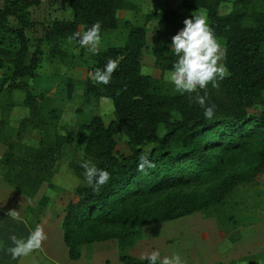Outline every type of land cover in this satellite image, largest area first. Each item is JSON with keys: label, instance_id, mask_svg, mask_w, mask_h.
<instances>
[{"label": "trees", "instance_id": "1", "mask_svg": "<svg viewBox=\"0 0 264 264\" xmlns=\"http://www.w3.org/2000/svg\"><path fill=\"white\" fill-rule=\"evenodd\" d=\"M64 2L70 17L43 22L41 36L29 49L24 29L33 20L28 16V7L38 0H0V96L21 89V102L27 107L26 115L18 119L13 133L4 132L6 118H0V141L4 144L0 176L26 199L34 195L41 182L51 185L53 163L62 155L63 145L70 137L56 130L59 110L39 93L28 89L22 79L35 74L38 41L49 42L48 53L64 58L63 42L73 33L87 30L97 21L101 24V33L115 28L119 19L117 9L136 8L128 0ZM179 3L187 9L202 8L216 37L222 39L226 52L223 63L229 74L218 81V88L209 84L206 89L205 106L215 105L214 116L204 117V108L194 99L196 93L164 90L158 78L141 71L145 24L123 19L127 29L125 39L91 54L88 68L91 73L97 68L103 69L109 58H119V67L111 82L98 84L90 75L81 79L65 78L68 94L74 84H79L84 101L90 103L98 96H106L112 104L110 119L104 121L101 115L93 114L76 129L85 131L84 157L72 167L81 175L83 183L75 186L73 198L65 202L60 220L61 239L69 258L78 255L80 243L96 236L107 237L114 232L113 227H117L114 234H137L138 227L145 223L171 219L208 202L219 201L229 183L239 176L223 180L213 193L180 200L152 214L139 215L134 210V198L138 195L216 171L222 151L245 152L253 161L254 170L264 165V0H231L230 9L224 13L218 11L219 0H179ZM9 16L16 19L15 25L9 23ZM143 17L144 20L159 18L168 25L155 31V43L150 49L155 67L160 71L172 70L177 57L170 48L171 38L184 27V20H180L177 10L169 7L146 11ZM204 92L199 90L200 95ZM28 127L39 131L35 144L22 139ZM256 132L263 139L257 146L246 148V139ZM118 134L123 136L126 151L116 148ZM146 143L151 145L144 153L142 145ZM144 154L155 167L140 171L137 166ZM84 161H91L111 174L99 192L87 185L85 170L81 167ZM40 201L46 202L44 195ZM84 219L105 225V231L89 229L84 235L76 234L77 224ZM135 224L137 228L129 232ZM118 258L127 264H149L147 259L129 253H120Z\"/></svg>", "mask_w": 264, "mask_h": 264}, {"label": "rangeland", "instance_id": "2", "mask_svg": "<svg viewBox=\"0 0 264 264\" xmlns=\"http://www.w3.org/2000/svg\"><path fill=\"white\" fill-rule=\"evenodd\" d=\"M128 1L134 2L136 8L117 9L118 24L115 28L101 33L99 48L108 44H120L125 39L127 29L122 24L123 19L131 23H144L146 45L142 48L140 69L158 78L164 90H175L169 80L172 70L160 71L155 67L150 49L155 43V31L166 29L168 25L159 18L144 20L143 14L146 11L169 7L177 10L180 20H184L188 15L191 16L194 12L204 13V10L187 9L180 5L179 0ZM230 6L231 0H219L218 11L224 13ZM70 15L64 0H38V3L30 5L28 16L33 21L24 29L29 49L35 46L41 36L43 22ZM8 20L11 25L16 24L13 16H9ZM218 39L222 43V39ZM38 46L35 74L24 76L22 79L27 83L28 89L39 93L48 104L59 110L56 130L70 137L63 145L62 155L53 163L49 178L51 185L41 182L30 199L16 192L0 176V209L6 212L16 210L19 217L26 222L30 233L40 226L47 235L42 247L28 256L39 255L41 251L40 254L44 257L54 258L47 261L36 256V260H31L26 256L22 257L18 264H127L118 258L120 253L142 257L144 253L153 250H158L161 257L178 254L185 262L194 260L205 261L207 264V260L213 257L215 260L209 264H264V165L254 170V163L247 154L245 156V152L232 150L221 152L218 169L214 172L196 175L184 183L166 186L153 193L138 195L134 198V210L139 215L152 214L180 200L201 198L205 193H213L223 180L239 176L238 180L233 179L234 181L229 183L219 201L208 202L198 209L171 219L145 223L138 227L137 234H114L117 227H113L114 232L107 237L96 236L90 241L80 243L78 255L69 258L66 246L61 240L60 220L65 202L73 198L75 186L83 183L81 175L72 167V164L84 157L85 131L77 132L76 129L79 123L85 122L93 114L101 115L104 121L110 119L112 104L106 96H98L90 103L84 101L79 84H74L69 94L65 89L66 77L81 79L89 75L92 53L86 47H81L78 41L70 42L67 39L63 42L66 56L61 58L48 53L49 42L40 40ZM22 97L21 89H13L9 95L0 96V118H6L7 123L3 128L6 133H13L18 119L27 113V107L21 102ZM38 134V129L28 127L22 139L26 143L35 144ZM116 138V148L122 152L126 151L123 136L118 134ZM262 139L260 132L248 136L246 148L257 146ZM150 145H142L144 153ZM42 195L46 198L45 203L40 201ZM105 228V225L99 222L84 219L77 224L75 232L84 235L89 229L102 231ZM136 228L137 224L131 227L129 232ZM209 235L210 238L206 240ZM209 240H213V247L207 242Z\"/></svg>", "mask_w": 264, "mask_h": 264}, {"label": "clouds", "instance_id": "3", "mask_svg": "<svg viewBox=\"0 0 264 264\" xmlns=\"http://www.w3.org/2000/svg\"><path fill=\"white\" fill-rule=\"evenodd\" d=\"M184 27L171 38L170 48L177 57L169 75L170 82L175 90L181 94L196 93L195 101L204 108V117L212 119L215 113V105H206L208 93L206 91L209 84L214 88L219 87L218 81L223 80L228 74V68L223 63L226 52L222 43L215 35V30L210 25L207 15L203 12H194L190 18L183 21ZM68 40L78 41L81 47H86L92 54H98L101 42V24L99 21L92 24L87 30L75 32ZM120 59L109 58L103 69L97 68L89 73L91 79L98 84L107 85L111 82L113 73L118 69ZM199 90H205L204 95H200ZM138 170L154 168L147 154L139 158ZM81 167L85 170L84 177L87 185L94 192H99L100 188L106 185L111 179V174L98 168L91 161H84ZM13 219L19 220L16 210H9L7 213ZM11 247L7 249L12 259H18L30 255L33 251L42 247L47 235L44 229L38 226L29 234L27 239L18 238L11 235ZM147 259L149 264H186L178 254L161 257L158 250L144 253L141 257Z\"/></svg>", "mask_w": 264, "mask_h": 264}, {"label": "crops", "instance_id": "4", "mask_svg": "<svg viewBox=\"0 0 264 264\" xmlns=\"http://www.w3.org/2000/svg\"><path fill=\"white\" fill-rule=\"evenodd\" d=\"M3 149H4V146L2 144H0V154L3 151ZM7 213L8 212L0 209V264H18V262L20 261V259L22 257L18 258V259H12L10 253L7 251V249L9 247L13 246L12 241L9 239V237L14 234L18 238L27 239V237L30 234V229L23 219H21V218L19 220L13 219L10 216H8ZM200 233H202V232L200 231ZM209 238H210V235L206 237V240H208ZM196 239H197V237H196ZM207 242L210 244L211 247L214 246L213 240L212 241L209 240ZM40 252L41 251H39V255L33 254L32 256H28V257H30L31 260H36L37 259L36 256L42 257L43 259H46L47 261L49 259H51V260L54 259L53 257L52 258L44 257L43 255L40 254ZM208 254H209V252H208ZM214 260L215 259H213V257L209 258L207 260V264L213 262ZM191 262H193L195 264H205V261L204 262H201V261L195 262L193 260ZM53 264H56V263H53Z\"/></svg>", "mask_w": 264, "mask_h": 264}]
</instances>
